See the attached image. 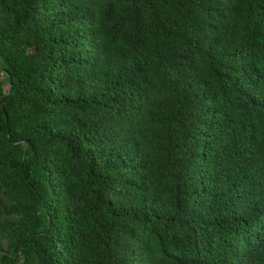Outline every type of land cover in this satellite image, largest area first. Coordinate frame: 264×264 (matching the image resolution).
Segmentation results:
<instances>
[{
  "label": "trees",
  "instance_id": "obj_1",
  "mask_svg": "<svg viewBox=\"0 0 264 264\" xmlns=\"http://www.w3.org/2000/svg\"><path fill=\"white\" fill-rule=\"evenodd\" d=\"M0 264H264V0H0Z\"/></svg>",
  "mask_w": 264,
  "mask_h": 264
},
{
  "label": "rangeland",
  "instance_id": "obj_2",
  "mask_svg": "<svg viewBox=\"0 0 264 264\" xmlns=\"http://www.w3.org/2000/svg\"><path fill=\"white\" fill-rule=\"evenodd\" d=\"M4 90H7V84L4 85Z\"/></svg>",
  "mask_w": 264,
  "mask_h": 264
}]
</instances>
